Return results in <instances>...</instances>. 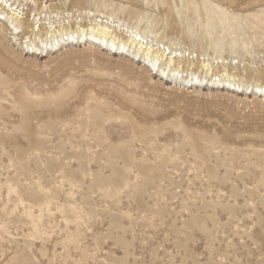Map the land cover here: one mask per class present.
<instances>
[{
	"label": "rangeland",
	"instance_id": "rangeland-1",
	"mask_svg": "<svg viewBox=\"0 0 264 264\" xmlns=\"http://www.w3.org/2000/svg\"><path fill=\"white\" fill-rule=\"evenodd\" d=\"M28 5L55 45L0 20V264H264V0ZM98 20L241 90L166 78Z\"/></svg>",
	"mask_w": 264,
	"mask_h": 264
},
{
	"label": "bare ground",
	"instance_id": "bare-ground-1",
	"mask_svg": "<svg viewBox=\"0 0 264 264\" xmlns=\"http://www.w3.org/2000/svg\"><path fill=\"white\" fill-rule=\"evenodd\" d=\"M30 2L33 3L34 0H22V2H17V0H0V20H1V25L6 26V29L10 31L11 34L19 35V33L23 32L21 34V38L24 39V43H26V47L28 48V50L32 51L30 53H33L34 51H38L39 47L42 45L46 46L48 43H50V45L54 46L55 43H53L54 38L50 39L51 34L49 33L51 32V29H49L48 26H44L45 23L41 21V16L37 17V13H33L34 9L28 8L29 6L28 4ZM48 20L50 19H46V22ZM100 22L93 21V24L89 28L90 32L87 33V35H89L90 38L102 40L104 43L107 44L110 43V46H114L116 44L118 45L122 44L123 47H125L126 45H129V47L132 48V52L140 53L141 55H143L146 59H148L151 66L166 78L175 76V79L181 78L184 81L191 82V85H195V86H200L201 84H204L206 83V81H208V83H211V86L212 85L213 86L220 85L221 87L230 86V88L236 89L237 91L241 90V84H240L241 82H239L238 79L236 78L234 79L230 75L227 76L226 73H223L224 75L221 74V72L220 74L218 72L213 73L211 71L212 65L207 60H202L200 58L201 61H199L198 59L197 60L198 63L196 64L194 61L196 59L190 57L189 53L188 55H186L185 52H182L183 50L172 49L170 51L169 50L166 51L167 48L165 49L164 48L165 46L162 47V45L161 48L158 45V43L155 44L156 46L150 45L147 42L143 44V42L140 40L142 38L141 35L139 34L140 36H138V32L136 31L134 32L131 31L130 33H128L126 40L120 38L116 39L117 37L113 40L112 38L113 31L110 29L109 25H107L106 22L105 23L102 22L100 23ZM43 29H45L46 31H44ZM73 29L75 28L67 27L65 29L64 34L67 36L66 38L69 39L70 41L75 39L80 40L81 36H86V33L84 32L85 29L81 28L79 25L76 30ZM52 31L55 30L53 29ZM145 35L147 34L145 33ZM48 36H49L48 38L49 40L47 39ZM108 37L112 38V40H108L107 39ZM63 38L64 37H61L62 41L65 39ZM84 38L85 37H83V39ZM22 42L20 45H22ZM58 42L59 40L57 41V43ZM195 58H197V56H195ZM195 65H197L198 67L197 71L193 70ZM184 72H188L189 74L183 76ZM222 76H225V78L222 79L221 78ZM194 78L196 80L195 82H194ZM203 80L206 81L203 82ZM257 91L262 93L264 91V88L257 87Z\"/></svg>",
	"mask_w": 264,
	"mask_h": 264
}]
</instances>
